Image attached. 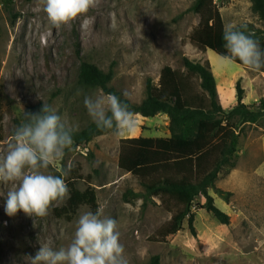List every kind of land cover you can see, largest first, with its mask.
Returning a JSON list of instances; mask_svg holds the SVG:
<instances>
[{
	"label": "rangeland",
	"instance_id": "rangeland-1",
	"mask_svg": "<svg viewBox=\"0 0 264 264\" xmlns=\"http://www.w3.org/2000/svg\"><path fill=\"white\" fill-rule=\"evenodd\" d=\"M12 1L10 13L0 0V161L13 141L17 120L29 106L49 104L64 121L78 125L77 131L93 122L84 97L108 95L101 88L79 84L83 61L105 72L112 69L111 85L136 104L145 99L149 79L159 82L164 66L185 72V56L211 62L225 108L237 102L238 80L245 89L244 102L257 105L264 100V73L201 50L191 40L200 23V15L190 10L195 0H97L95 8L59 30L49 22L43 0ZM216 2L225 24L251 23L264 29L252 0ZM199 83L194 79L200 91ZM135 120L128 134L108 131L85 146L73 145L54 169L47 170L53 175L66 172L69 192L63 202H53L43 218L23 211L7 215L6 194L14 184L0 181V264H31L41 244L55 250L71 242L81 213L92 211L82 205L71 217L62 212L71 180L80 190L95 188L104 216L118 221L128 264H148L154 255L161 257V264H264V120L244 126L236 167L221 173L216 188L209 189L215 204L230 215V223L199 208L206 202L200 195L194 207L197 234L186 219L183 228L165 240L158 233L180 205L160 196L145 202L128 195L145 193V187L140 177L120 168L119 156L122 139L168 136L170 118L135 114ZM217 189L231 192L230 201Z\"/></svg>",
	"mask_w": 264,
	"mask_h": 264
},
{
	"label": "trees",
	"instance_id": "trees-1",
	"mask_svg": "<svg viewBox=\"0 0 264 264\" xmlns=\"http://www.w3.org/2000/svg\"><path fill=\"white\" fill-rule=\"evenodd\" d=\"M3 2L11 13L13 1ZM252 2L254 11L264 21V0ZM190 10L200 15V23L191 34V40L201 50H212L224 58L227 54L223 39L225 23L216 0H195ZM243 25L247 26L246 34L257 39L264 50V29L251 23ZM240 26L236 28L245 30ZM233 61L248 68L238 59ZM183 62L185 72L166 65L159 82L149 79L146 85L147 95L139 104L124 97L111 85L114 78L112 69L105 72L96 64L83 61L78 74L80 85L101 88L107 95L115 94L129 104L134 114L144 117L166 114L170 118L168 136L122 139L119 156L120 168L140 177L145 187V193L130 191L128 195L143 197L145 202L154 196H160L164 201L173 200L180 205L170 222L159 231L160 240L177 234L186 219L192 234H197L194 207L195 200L200 195L206 198V202L199 204V208L211 212L223 224L230 223V215L215 204L209 189L216 188V181L221 173H230L236 167L244 126L264 120V100L257 105L244 102L245 89L240 80L236 84V104L225 108L219 101L217 79L211 62L195 61L187 56L183 58ZM256 72L264 73V69ZM194 79L200 81V91L196 88ZM42 107V102L29 106L26 113H39ZM24 120L25 115L17 120L18 126ZM108 131H100L92 122L74 132L73 145L85 146L95 136ZM60 174L56 172V175ZM74 181H69L70 196L62 207V212L65 211L71 217L82 205H89L95 212L99 208L96 189L89 187L80 190ZM216 191L226 201H230L231 192L222 189ZM148 264H161V257L152 256Z\"/></svg>",
	"mask_w": 264,
	"mask_h": 264
},
{
	"label": "clouds",
	"instance_id": "clouds-1",
	"mask_svg": "<svg viewBox=\"0 0 264 264\" xmlns=\"http://www.w3.org/2000/svg\"><path fill=\"white\" fill-rule=\"evenodd\" d=\"M44 11L51 25L59 30L95 8L97 0H43ZM87 18L83 21L87 25ZM232 24L223 28L225 60L238 59L251 71L264 69V50L260 42ZM79 95V92H77ZM127 95V93H125ZM88 115L100 131L125 135L136 125L135 114L128 103L115 94L85 96ZM78 125L64 121L57 111L44 103L39 113L25 112V120L17 127L13 141L7 145L0 161V181L13 182L6 194L5 211L15 216L23 211L31 217H45L53 202L61 203L68 196L64 176L48 174L50 167L65 156L74 144ZM102 207L79 216L73 239L66 247L53 249L41 244L31 264H128L125 247L120 242L118 221L105 217Z\"/></svg>",
	"mask_w": 264,
	"mask_h": 264
},
{
	"label": "crops",
	"instance_id": "crops-1",
	"mask_svg": "<svg viewBox=\"0 0 264 264\" xmlns=\"http://www.w3.org/2000/svg\"><path fill=\"white\" fill-rule=\"evenodd\" d=\"M144 117V116H143ZM145 118H147V117H145ZM141 130V128H139V127H136V131L140 134V135H142V133H143V131H140ZM138 136V135H137ZM145 137H149V136H145Z\"/></svg>",
	"mask_w": 264,
	"mask_h": 264
},
{
	"label": "bare ground",
	"instance_id": "bare-ground-1",
	"mask_svg": "<svg viewBox=\"0 0 264 264\" xmlns=\"http://www.w3.org/2000/svg\"><path fill=\"white\" fill-rule=\"evenodd\" d=\"M138 116L142 117L143 119H145L141 114H137Z\"/></svg>",
	"mask_w": 264,
	"mask_h": 264
}]
</instances>
